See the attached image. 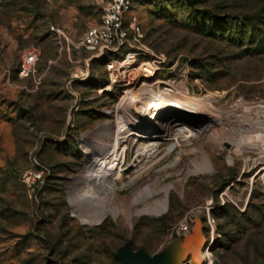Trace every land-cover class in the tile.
Here are the masks:
<instances>
[{
  "label": "rangeland",
  "instance_id": "1",
  "mask_svg": "<svg viewBox=\"0 0 264 264\" xmlns=\"http://www.w3.org/2000/svg\"><path fill=\"white\" fill-rule=\"evenodd\" d=\"M107 1L0 0V264H117L115 254L127 242L152 254L176 238L171 230L186 214L190 230L199 226L205 242L197 262L188 257L182 264L264 261V149H253L250 131L235 122L199 135L207 120L194 114L179 116L187 123L185 137L176 135L174 116L149 120V135L159 141L153 154L137 156L141 134L115 111L126 86L101 90L109 81V56L96 58L77 47ZM124 17L125 26L135 19L143 32L140 41L130 37L131 44L149 48L130 68L157 64L153 81L189 97L209 94L220 112L239 100L264 104V47L256 45L264 38V0H133ZM57 27L66 38L54 32ZM29 46L40 50L38 85L15 75ZM133 50L122 48L118 59ZM85 60L88 77L70 82L71 71ZM105 124L109 134L101 132ZM116 125L120 135L135 134L114 179L115 212L85 223L70 190L85 167L86 150L95 158L106 151ZM229 139L243 150L235 152ZM204 155L211 170L195 165ZM155 181L156 189L170 186L166 211L135 214L161 198L134 201L136 191Z\"/></svg>",
  "mask_w": 264,
  "mask_h": 264
},
{
  "label": "bare ground",
  "instance_id": "2",
  "mask_svg": "<svg viewBox=\"0 0 264 264\" xmlns=\"http://www.w3.org/2000/svg\"><path fill=\"white\" fill-rule=\"evenodd\" d=\"M130 63L132 62L127 59L122 61L118 65L114 75H122L124 71L119 72L120 68H124ZM154 75L155 68L150 63H143L131 68L129 81L126 83L125 91L120 98L116 110L117 117L122 115L123 118L132 120L131 127L134 128V131L141 134L138 138L142 140H139L135 149L137 156L143 154L151 155L157 146L159 137L149 135L151 133L150 128L151 126L153 127L150 123L151 120L159 121L164 116H174L177 118L173 125V127H176V135L185 137L183 133L186 128L184 129L183 125L187 123L183 121L184 118L181 119L179 116L183 117L194 114L204 115L205 120H207V125L197 130L199 135H205L215 124L223 125L226 122H235L241 126L242 130L250 131L248 142L253 144V149H264V104L262 102L249 103L239 100L233 105V109L220 112L213 106L214 98L211 95L189 97L185 91L178 90L174 86L166 85L170 87H161L158 81H153ZM182 98H187V100L183 101ZM230 112H236V115L234 118L228 119ZM101 128V132H109L106 124ZM133 133L132 129H130V131H125L124 135H120L119 129L116 128L106 151H102L96 158L90 155L88 149L86 150L85 167L74 178L75 182L70 190L71 202L75 207L74 211L83 222H98L108 212H115V206L112 203V197L115 195L114 179H117L121 175V166L124 165L125 160L126 142ZM229 140L235 152L243 150L240 147V143H236L232 139ZM82 142H85L84 136ZM103 147L105 148V146ZM195 165L204 171L211 170V162L206 155L202 156V159L196 162ZM112 176L115 177L112 179L110 178ZM78 183L83 184L81 188H77ZM151 183L153 182L151 181ZM159 184V181H155L152 186L145 184L140 191L134 193V201L141 202H146L155 196L154 194H162L161 198L143 205L135 214L152 213L159 215L166 211L170 186H160L159 189H156ZM84 201L85 204L81 205ZM211 234L213 235V232ZM204 242L205 240L200 236L197 245L189 256L192 262H197L200 259ZM184 258L185 256H182L178 260L179 263Z\"/></svg>",
  "mask_w": 264,
  "mask_h": 264
},
{
  "label": "built area",
  "instance_id": "3",
  "mask_svg": "<svg viewBox=\"0 0 264 264\" xmlns=\"http://www.w3.org/2000/svg\"><path fill=\"white\" fill-rule=\"evenodd\" d=\"M133 0H108L100 15L99 21L92 26L85 28L82 32L77 47L90 52L96 58H102L106 55L109 58L105 61V70L107 72L108 84L103 86L101 90L111 92L116 86H126L129 81L130 65L135 61V55L139 51H147V46L142 48L134 47L130 42V37L134 41H140L143 38V32L136 20L133 19L125 26V13L130 9ZM54 32L61 38L65 37L61 28L57 27ZM135 48L138 51L127 52L125 57L121 60L118 56L122 48ZM40 50L36 46H29L25 48L17 63V76L19 78H30L35 85L40 83V77L37 71V62L39 59ZM116 55V57H111ZM132 63L127 64L124 68H120L119 72L124 73L121 75H114L118 65L125 60ZM155 63V62H153ZM159 64V62H158ZM155 71L159 69L157 64H152ZM88 77V60H85L80 66H76L70 73V82L83 80ZM108 88V90H106ZM119 103V102H118ZM117 110V106L115 111ZM118 124V121H117ZM117 128V125H116ZM116 130V129H115ZM25 175L27 179L30 178ZM39 177V176H38ZM207 219L208 212H207ZM192 222L191 216L186 214L171 230V234H186L190 230ZM213 231V227L210 224Z\"/></svg>",
  "mask_w": 264,
  "mask_h": 264
},
{
  "label": "water",
  "instance_id": "4",
  "mask_svg": "<svg viewBox=\"0 0 264 264\" xmlns=\"http://www.w3.org/2000/svg\"><path fill=\"white\" fill-rule=\"evenodd\" d=\"M201 236V228L193 227L188 233L177 235L169 240L163 247L152 254L142 249L134 250L127 242L116 252L117 264H182L190 256ZM185 256L179 263V259ZM210 264H220L212 260ZM250 264H264L263 260H256Z\"/></svg>",
  "mask_w": 264,
  "mask_h": 264
},
{
  "label": "trees",
  "instance_id": "5",
  "mask_svg": "<svg viewBox=\"0 0 264 264\" xmlns=\"http://www.w3.org/2000/svg\"><path fill=\"white\" fill-rule=\"evenodd\" d=\"M253 34H255V33L253 32ZM256 36H257V35H256ZM253 43H256V42L253 41ZM256 45H257V47H262V48H263V47H264V38H259V42H257ZM37 71H38V70H37ZM15 75L17 76V66H16V69H15ZM26 79H29V80H30V78H26ZM225 205H226V204L220 206V207L218 208V210H219V211H223V209L225 208ZM256 260H260V259H256ZM256 260H254V261H256ZM254 261H252V262H254ZM252 262H250V263H252ZM250 263H248V262L245 260V261H243L242 264H250Z\"/></svg>",
  "mask_w": 264,
  "mask_h": 264
},
{
  "label": "crops",
  "instance_id": "6",
  "mask_svg": "<svg viewBox=\"0 0 264 264\" xmlns=\"http://www.w3.org/2000/svg\"><path fill=\"white\" fill-rule=\"evenodd\" d=\"M17 77H18V76H17ZM18 78H19V77H18ZM21 79H26V78H21ZM7 81H8V78H7ZM7 81H6V82H7Z\"/></svg>",
  "mask_w": 264,
  "mask_h": 264
}]
</instances>
